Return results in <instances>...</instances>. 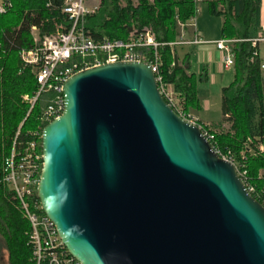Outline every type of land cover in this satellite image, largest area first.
Instances as JSON below:
<instances>
[{"label":"water","instance_id":"water-1","mask_svg":"<svg viewBox=\"0 0 264 264\" xmlns=\"http://www.w3.org/2000/svg\"><path fill=\"white\" fill-rule=\"evenodd\" d=\"M42 130L37 196L80 264H264V206L149 65L90 68Z\"/></svg>","mask_w":264,"mask_h":264},{"label":"trees","instance_id":"trees-1","mask_svg":"<svg viewBox=\"0 0 264 264\" xmlns=\"http://www.w3.org/2000/svg\"><path fill=\"white\" fill-rule=\"evenodd\" d=\"M10 8L0 15V176L9 156L13 138L24 122L27 109L22 97L36 90L30 70L24 69L20 52L35 47L32 29L40 38L67 26L61 0H7ZM99 7L87 17L86 30L95 39L127 40L137 28H152L159 43H174L179 23L188 24L196 16L194 0H98ZM263 0H215L210 4L215 16L224 18V39L239 41L233 46L236 78L223 90L224 123L204 126L213 149L232 161L250 194L264 206V78L257 66L248 67L245 58L251 50L247 40L258 38ZM221 7V8H220ZM223 7V8H222ZM162 75L182 106L183 113L195 108L196 80L177 62L170 47L161 48ZM38 126L36 113L21 128L22 141L30 126ZM245 174V175H244ZM30 226L13 193L0 184V236L9 254V264H34L29 241Z\"/></svg>","mask_w":264,"mask_h":264},{"label":"built area","instance_id":"built-area-1","mask_svg":"<svg viewBox=\"0 0 264 264\" xmlns=\"http://www.w3.org/2000/svg\"><path fill=\"white\" fill-rule=\"evenodd\" d=\"M194 2L197 8L203 0H194ZM9 8L10 4L7 0H0V15L6 14ZM61 8L62 13L67 17V26H60L55 34L42 40H37L35 36L37 29L33 28L36 46L31 50L20 52L22 65L24 69L31 71L36 90L22 97V103L27 109L26 117L13 138L11 152L4 161L0 176V184L13 193L23 217L29 223V241L32 246L34 264H80L67 252L54 223L43 213L37 196L43 169L42 130L63 114L62 91L64 83L69 78L90 68L106 64L145 63L150 66L155 75L158 90L169 106L180 117L200 127L208 140L212 139L204 126L183 113L180 101L161 73L163 66L161 48L200 44L201 40L198 36L193 43L186 42L183 34L178 42L164 44L159 43L155 31L147 27L132 30L125 41L95 39L86 30L87 17L93 13L88 7V0H61ZM187 26L197 28L196 16L188 22ZM185 27V25L182 26V28ZM245 42L251 45V50L245 58L246 65L257 66L264 78V31L258 38ZM237 43L240 42L220 40L216 43L226 67H235L236 56L233 46ZM34 112L38 128L28 131L22 141L21 128Z\"/></svg>","mask_w":264,"mask_h":264},{"label":"crops","instance_id":"crops-1","mask_svg":"<svg viewBox=\"0 0 264 264\" xmlns=\"http://www.w3.org/2000/svg\"><path fill=\"white\" fill-rule=\"evenodd\" d=\"M214 1L215 0H210L205 9L206 16L216 17V18H213L214 21H217V22H213L214 25H212L209 22L208 24L204 25L203 21H200L199 25L196 22L197 24L196 29L187 26V24L186 25L184 24L186 27L181 30L182 31L181 36L184 34L186 42L193 43L196 36H198L199 39L201 40L200 44L187 45V46L195 47L197 49V54H198L197 62L196 63L191 62L189 54H186L184 58L182 59L178 57L177 47L182 46V45H177L172 48L177 62L187 71L188 75L190 76L193 75L195 77V80H196L195 82H198L197 84L210 85V87L219 90L218 97L221 100L222 120L215 123L211 121H203V119L199 116V114L203 111L206 114L210 113L211 110H213V107L216 108V106L214 103L212 104V101L209 100L208 97H205L203 99L199 98V92H198V89L196 88L197 102L195 104V108L189 111V116H191L199 125L206 126V127L217 126L224 121L225 118L222 113L223 90L231 86L236 78L235 67H226L223 61V55L216 47V43L219 42L220 40L234 41L235 39H224L223 37V29H224V23H225L224 18L222 16H215L211 12L210 4ZM204 2L205 0H203L202 3ZM263 5H264V0L262 1V4H261V19H260L261 26H260V32L258 36L264 31ZM221 18L222 20H220ZM211 26H214V27H211ZM210 28L216 29L217 33L211 34L209 31ZM230 69H232L233 71L234 80L232 83L226 86L225 82L227 81V73L230 71ZM197 84H196V87L198 86ZM171 88L173 90L172 86Z\"/></svg>","mask_w":264,"mask_h":264},{"label":"rangeland","instance_id":"rangeland-1","mask_svg":"<svg viewBox=\"0 0 264 264\" xmlns=\"http://www.w3.org/2000/svg\"><path fill=\"white\" fill-rule=\"evenodd\" d=\"M149 1L152 2L153 0H149ZM209 1L210 0H205L204 3H200L197 6L196 22L198 23V25H199L200 21H203L204 25L208 24V22L211 23L212 25H214L213 22H217V21L213 20V18H216V17L205 15V9H206ZM133 2H134V4L137 5L138 0H133ZM88 7L91 11L94 12L99 7V1L98 0H88ZM263 13H264V5H263ZM220 20H222V18ZM183 25L184 24L179 23V33H180L179 38L181 37V32H182L181 30L184 29V28H182ZM211 27H214V26H211ZM135 29H137V28H135ZM58 30L59 29H57V31ZM209 31L211 34L217 33L216 29H214V28H210ZM35 36H36L37 40H42L40 38L38 31L35 33ZM32 37H33V33H32ZM179 38H178V40H179ZM178 40H176L175 42H177ZM34 44H36V43L34 42ZM177 54H178V57L181 59L184 58V56L186 54H189L191 62H194V63L197 62L198 54H197V49L195 47H191V46H187V45L179 46V47H177ZM233 80H234L233 71H232V69H230V71L227 73V81L225 82V85L228 86L230 83L233 82ZM197 83L198 82H196V84ZM197 85L198 86L196 88L198 89V92H199V98L203 99L205 97H208V99L212 101V104L214 103L216 106V108L213 107V110H211L210 113L206 114L203 111L199 114V116L203 119V121H211V122H215V123L218 121H221L222 120L221 100L218 97L219 90L214 89V88L210 87V85H206V84H197ZM222 123H224L226 130H228L230 128V124L228 122L223 121ZM37 128H38V126L36 127V125H33V126L28 127L27 129H29V131H33V130H36ZM261 149H263V151ZM258 152L264 154V145L263 144L259 146ZM260 176L264 178V170L261 171ZM0 264H9V254H8V251L6 250L5 242L1 236H0Z\"/></svg>","mask_w":264,"mask_h":264}]
</instances>
